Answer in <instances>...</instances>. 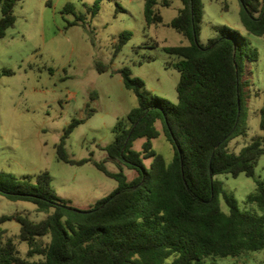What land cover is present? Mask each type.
<instances>
[{
  "label": "trees",
  "instance_id": "1",
  "mask_svg": "<svg viewBox=\"0 0 264 264\" xmlns=\"http://www.w3.org/2000/svg\"><path fill=\"white\" fill-rule=\"evenodd\" d=\"M20 0H0V38L16 23L14 9ZM104 0H95L88 8L92 16ZM182 8L170 26L183 35L187 46H166L163 50L181 60L178 102L147 93L144 79L134 77L129 67L117 71L124 87L135 93L137 107L114 127L115 139L106 146L107 159H71L67 140L73 131L90 119L95 110L87 105V117L74 119L56 146L57 158L67 164L93 163L106 176L118 182V188L87 210L76 208L53 189L52 176L45 171L37 176L17 177L0 173V194L12 201H28L40 212L48 213L41 222L16 213L0 217L20 224L16 236L27 243L28 259L21 258L15 237L0 229V264H203L208 258L238 257L264 250V182L256 180V191L246 202L257 210L241 209L233 194L225 189L220 174L255 178L256 167L264 156V134L243 147L239 153L229 143L241 135L246 119L242 78L245 54L259 57L247 38L224 26L217 37L201 43L204 4L202 0H181ZM158 0H147L145 20L148 26L163 23ZM241 23L252 35H264V0H240ZM171 1L163 0V6ZM65 14L76 17L69 26L85 24L72 3ZM120 34L115 56L130 40ZM157 45V43H156ZM98 71H108L99 62ZM5 69L3 75H12ZM93 96V95H92ZM93 98V97H92ZM260 129L264 133V105L260 109ZM174 149L168 163L157 153L151 140L160 136L157 122ZM145 138L141 151L134 149L137 139ZM114 162L118 172L105 163ZM147 161H150L149 166ZM124 167L137 176L131 181ZM223 197L228 212L221 208ZM39 257V260L29 259ZM173 258L170 263L168 259Z\"/></svg>",
  "mask_w": 264,
  "mask_h": 264
},
{
  "label": "rangeland",
  "instance_id": "2",
  "mask_svg": "<svg viewBox=\"0 0 264 264\" xmlns=\"http://www.w3.org/2000/svg\"><path fill=\"white\" fill-rule=\"evenodd\" d=\"M147 0H104L96 16L88 8L95 0H20L15 9L16 23L0 38V173L17 177L37 176L49 172L56 193L80 209L87 210L97 201L108 197L118 188V182L106 176L93 163L82 166L67 164L57 158L56 146L74 119L87 117V105L94 115L80 124L67 140L71 159H107L106 146L115 139L114 127L137 107L134 92L124 87L120 73L129 67L134 77L144 79L150 95L178 102L177 85L180 72L175 68L181 58L169 55L166 46H187L189 41L169 24L182 8L181 0H169L170 6L157 9L163 23L148 26L145 20ZM203 20L201 43L217 37L219 29L227 26L247 38L259 57L244 58L242 78L246 119L241 135L229 143L239 153L243 147L264 133L260 129V109L264 105V35L250 34L241 23L240 0H202ZM67 3L85 15V24L69 26L75 15L65 14ZM2 10L0 7V18ZM129 32L130 40L115 56V43L120 34ZM157 43V45H156ZM102 62L108 71L100 73ZM5 69L12 75H3ZM93 95V96H92ZM93 97V98H92ZM160 136L152 139L154 150L170 163L174 156L172 144L164 134L162 122L156 124ZM145 138L137 139L134 149L141 151ZM149 166L150 161L146 162ZM111 172L118 166L105 163ZM129 181L137 176L124 167ZM225 189L234 195L241 209L257 210L246 202L256 191V180L264 182V156L256 167L255 178L241 174L234 177L220 174ZM223 211L228 212L223 197ZM21 213L34 222L48 216L28 201H12L0 194V217ZM7 236L15 237L21 258L28 259V245L16 236L20 224L8 221L0 225ZM39 257L29 261L39 260ZM173 258L168 259L170 263ZM203 264H264V250L238 257L208 258Z\"/></svg>",
  "mask_w": 264,
  "mask_h": 264
}]
</instances>
